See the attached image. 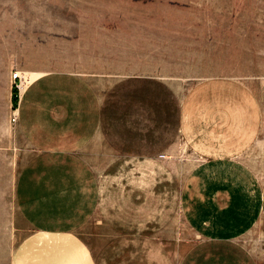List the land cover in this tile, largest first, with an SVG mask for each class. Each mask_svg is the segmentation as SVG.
Segmentation results:
<instances>
[{
    "label": "crops",
    "instance_id": "1",
    "mask_svg": "<svg viewBox=\"0 0 264 264\" xmlns=\"http://www.w3.org/2000/svg\"><path fill=\"white\" fill-rule=\"evenodd\" d=\"M137 61L116 71L144 75L108 84L93 71L44 70L19 100L2 73V123L16 104L12 128L33 153L14 186L31 232L10 264H264L246 239L264 227V160L242 158L259 136L255 100L220 79L180 97ZM180 217L192 237L180 236Z\"/></svg>",
    "mask_w": 264,
    "mask_h": 264
},
{
    "label": "rangeland",
    "instance_id": "2",
    "mask_svg": "<svg viewBox=\"0 0 264 264\" xmlns=\"http://www.w3.org/2000/svg\"><path fill=\"white\" fill-rule=\"evenodd\" d=\"M133 35L140 37L139 54L131 55ZM130 59L180 97L208 80L242 82L260 121L258 139L242 158L252 166L264 160V0H0V78L7 71L12 90L14 72L25 85L44 70L93 71L106 84L144 75L116 71ZM4 110L0 94V264H10L31 232L14 186L33 153L13 124L3 125ZM184 153L178 155L179 183L190 166ZM183 223L180 217V236L192 237ZM246 239L252 251L264 253L263 226Z\"/></svg>",
    "mask_w": 264,
    "mask_h": 264
},
{
    "label": "built area",
    "instance_id": "3",
    "mask_svg": "<svg viewBox=\"0 0 264 264\" xmlns=\"http://www.w3.org/2000/svg\"><path fill=\"white\" fill-rule=\"evenodd\" d=\"M11 79L13 82V88H15V99L19 100L21 97L22 89L21 86L23 82H25V78L21 76L18 72H14L11 75ZM17 105L13 104L10 109V115H9V122L11 124L16 123L18 119V112H17Z\"/></svg>",
    "mask_w": 264,
    "mask_h": 264
},
{
    "label": "trees",
    "instance_id": "4",
    "mask_svg": "<svg viewBox=\"0 0 264 264\" xmlns=\"http://www.w3.org/2000/svg\"><path fill=\"white\" fill-rule=\"evenodd\" d=\"M13 99L15 98V88H13Z\"/></svg>",
    "mask_w": 264,
    "mask_h": 264
},
{
    "label": "bare ground",
    "instance_id": "5",
    "mask_svg": "<svg viewBox=\"0 0 264 264\" xmlns=\"http://www.w3.org/2000/svg\"><path fill=\"white\" fill-rule=\"evenodd\" d=\"M26 81V80H25ZM25 86V82H23L22 86H21V89H23Z\"/></svg>",
    "mask_w": 264,
    "mask_h": 264
}]
</instances>
